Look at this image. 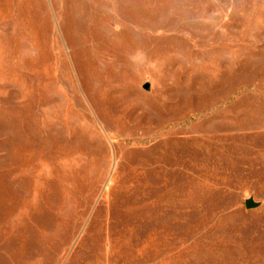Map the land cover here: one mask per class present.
Returning <instances> with one entry per match:
<instances>
[{
  "label": "rangeland",
  "instance_id": "obj_1",
  "mask_svg": "<svg viewBox=\"0 0 264 264\" xmlns=\"http://www.w3.org/2000/svg\"><path fill=\"white\" fill-rule=\"evenodd\" d=\"M0 264H264V0H0Z\"/></svg>",
  "mask_w": 264,
  "mask_h": 264
},
{
  "label": "water",
  "instance_id": "obj_2",
  "mask_svg": "<svg viewBox=\"0 0 264 264\" xmlns=\"http://www.w3.org/2000/svg\"><path fill=\"white\" fill-rule=\"evenodd\" d=\"M146 87H149V83L146 84ZM246 204H247V207L252 208V207L257 206V205H258V202H256V201H255L254 199H252V198H249V199H247Z\"/></svg>",
  "mask_w": 264,
  "mask_h": 264
}]
</instances>
